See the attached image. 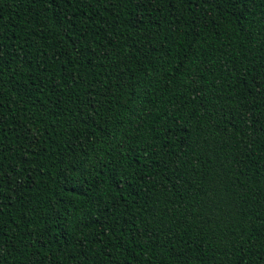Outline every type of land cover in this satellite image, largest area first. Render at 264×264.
<instances>
[{
	"label": "trees",
	"instance_id": "obj_1",
	"mask_svg": "<svg viewBox=\"0 0 264 264\" xmlns=\"http://www.w3.org/2000/svg\"><path fill=\"white\" fill-rule=\"evenodd\" d=\"M0 264H264V0H0Z\"/></svg>",
	"mask_w": 264,
	"mask_h": 264
}]
</instances>
